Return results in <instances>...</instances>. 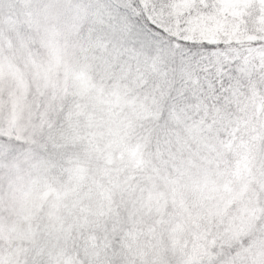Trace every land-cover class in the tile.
<instances>
[{
	"label": "snow or ice",
	"instance_id": "obj_1",
	"mask_svg": "<svg viewBox=\"0 0 264 264\" xmlns=\"http://www.w3.org/2000/svg\"><path fill=\"white\" fill-rule=\"evenodd\" d=\"M0 264H264V0H0Z\"/></svg>",
	"mask_w": 264,
	"mask_h": 264
}]
</instances>
